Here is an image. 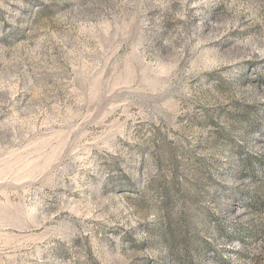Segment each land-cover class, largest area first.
I'll use <instances>...</instances> for the list:
<instances>
[{"label": "rangeland", "instance_id": "374dc122", "mask_svg": "<svg viewBox=\"0 0 264 264\" xmlns=\"http://www.w3.org/2000/svg\"><path fill=\"white\" fill-rule=\"evenodd\" d=\"M0 264H264V0H0Z\"/></svg>", "mask_w": 264, "mask_h": 264}]
</instances>
